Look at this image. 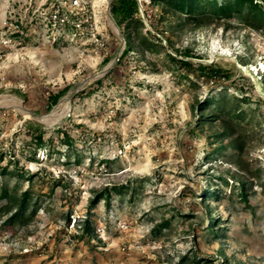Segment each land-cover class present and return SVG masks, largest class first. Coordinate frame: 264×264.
I'll return each instance as SVG.
<instances>
[{
    "label": "rangeland",
    "instance_id": "374dc122",
    "mask_svg": "<svg viewBox=\"0 0 264 264\" xmlns=\"http://www.w3.org/2000/svg\"><path fill=\"white\" fill-rule=\"evenodd\" d=\"M44 1L0 0V187L33 196L14 222L16 205L0 200V264H182L193 254L264 264V27L187 23L162 0H138L162 39L152 48L145 31L119 25V34L111 0H92L103 45L51 42L27 9ZM19 16L23 37L8 26ZM127 41L133 50L119 61ZM185 47L231 77L186 75L169 56ZM234 80L250 99L240 101ZM67 94L69 110L47 124ZM209 94H227L240 113L209 106L200 123ZM32 128L51 146L34 151ZM107 185L121 190L91 206ZM85 220L95 233L83 238Z\"/></svg>",
    "mask_w": 264,
    "mask_h": 264
},
{
    "label": "trees",
    "instance_id": "16d2710c",
    "mask_svg": "<svg viewBox=\"0 0 264 264\" xmlns=\"http://www.w3.org/2000/svg\"><path fill=\"white\" fill-rule=\"evenodd\" d=\"M156 1V0H155ZM168 6V11L178 12L181 15H184L187 23H194L197 25L203 23H213L219 22L222 19H234L237 18L241 22L247 23L254 28L264 27V0H162ZM111 12L115 16L118 24L129 29L138 30L142 33V38L149 47H156L158 44L163 45L162 39L160 36L152 33L149 29H146L143 18L140 16V3L138 0H113L111 3ZM24 27V26H23ZM25 29V28H24ZM16 35H19V32H14ZM133 46L127 41V47L122 53L119 61H121L125 56L132 52ZM177 52L181 54L173 55L169 53V56L173 63L180 68L182 71H185L188 76H206L208 78H221L222 76L230 78V72L223 69L221 66H218L215 63H204L201 61H194L191 59L195 57V52L188 47L177 49ZM200 57V56H198ZM104 78L98 79L94 84H91L89 90H84L82 93L93 92L94 89L100 87L103 83ZM235 87L241 91V96L239 97L240 101H247L249 98L248 92L243 90L241 86H238L237 81H233ZM59 93L52 96V102L56 103L59 98ZM230 102V98L227 94L222 95H208L201 103H199V108L201 112L199 114L200 123L203 120H206L207 115L204 114V110L209 106L217 108L219 111H228L233 112L237 111L240 113L238 108H228L227 104ZM56 131H64L62 128H56ZM30 140L34 144V151L37 149H46L49 147V143L54 141L52 136L46 138V130L41 128H32L30 129ZM64 144L72 145L73 138L68 133L65 134ZM51 146V145H50ZM5 172V170H4ZM242 189L245 188L242 184ZM121 189L117 185L109 187L108 185L102 189L96 191L95 199L92 200L91 206H94L95 203L101 199H104L107 204H110V196L112 192H119ZM205 193L201 195L202 198L205 197ZM211 195V193L209 194ZM208 195V196H209ZM246 195V193H245ZM201 198V199H202ZM6 199L8 207L16 205L17 210L9 218V222H14L17 219L22 220L25 217V212L29 207L30 201L33 199L32 194L29 190H25L19 196L13 195L9 192L5 185L0 187V200ZM35 204V202H34ZM37 210L35 205L33 210L34 213ZM85 220L84 232L79 236L85 238L86 235L94 234L93 226L91 223ZM213 220H209L211 223ZM165 221L163 224H166ZM162 224V225H163ZM210 230H214L212 226H208ZM182 264H201V258L197 254L193 256H183L181 260Z\"/></svg>",
    "mask_w": 264,
    "mask_h": 264
},
{
    "label": "built area",
    "instance_id": "2783aa9c",
    "mask_svg": "<svg viewBox=\"0 0 264 264\" xmlns=\"http://www.w3.org/2000/svg\"><path fill=\"white\" fill-rule=\"evenodd\" d=\"M95 7L92 0H45L36 8L30 2L27 9L31 19L39 22L46 41L72 43L97 41L103 45L104 39L101 36L104 33L97 28ZM26 19L27 17L19 16L8 23L12 32H19L18 37L26 34L23 27Z\"/></svg>",
    "mask_w": 264,
    "mask_h": 264
},
{
    "label": "bare ground",
    "instance_id": "6f19581e",
    "mask_svg": "<svg viewBox=\"0 0 264 264\" xmlns=\"http://www.w3.org/2000/svg\"><path fill=\"white\" fill-rule=\"evenodd\" d=\"M70 96H71L70 94H67L66 96H64L62 100L60 101V103L58 104V106L55 108L54 112L50 115L43 117V120L47 124L50 125L54 123L57 119H59L60 117L66 114V112L70 108Z\"/></svg>",
    "mask_w": 264,
    "mask_h": 264
},
{
    "label": "water",
    "instance_id": "95a60500",
    "mask_svg": "<svg viewBox=\"0 0 264 264\" xmlns=\"http://www.w3.org/2000/svg\"><path fill=\"white\" fill-rule=\"evenodd\" d=\"M111 2H112V0H111ZM109 15H110V17H111L112 20H113V16H112V14H111V11H109ZM113 23H114L115 26L117 27V29H118V31H119V34L122 36V32H121V29H120L119 24H118L115 20H113ZM123 41H125V40H123ZM105 71H108V69H106Z\"/></svg>",
    "mask_w": 264,
    "mask_h": 264
}]
</instances>
